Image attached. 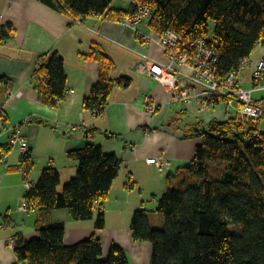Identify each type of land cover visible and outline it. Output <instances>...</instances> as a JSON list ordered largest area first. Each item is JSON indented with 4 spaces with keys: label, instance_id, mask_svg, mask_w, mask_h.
Listing matches in <instances>:
<instances>
[{
    "label": "trees",
    "instance_id": "1",
    "mask_svg": "<svg viewBox=\"0 0 264 264\" xmlns=\"http://www.w3.org/2000/svg\"><path fill=\"white\" fill-rule=\"evenodd\" d=\"M70 18L84 21L98 16L121 23L137 12L115 9V0H41ZM152 9L148 28L160 37L177 33L182 42L176 52L193 57L194 44L204 41L219 54L217 74L225 79L250 59L264 43V0H134ZM16 36L12 25L0 23V44ZM86 56V55H85ZM90 58L99 64V80L84 101V108L101 115L119 84L128 88L132 78L112 77L114 60L101 50ZM243 72V71H242ZM31 83L39 100L57 107L67 94L64 59L57 53L40 57ZM217 104H221L217 102ZM261 121L239 124L229 116L220 121L188 124L184 137L200 140L194 160L183 169L176 186H169L159 201L157 212L164 217L162 229H154L149 212H135L131 229L137 242L153 246L151 264H264V127ZM10 148L5 155L9 154ZM78 162L75 178L61 186L57 169L41 172L34 188L26 192L30 210L38 208L39 238L26 241L16 236L18 262L28 264H130L125 250L112 244L104 258L102 242L96 236L67 246L64 223L48 216L69 209L76 221L97 216L96 227L105 228L103 206L119 177L123 161L101 146L88 145L69 154ZM32 153L23 154L22 167L34 169ZM135 183L130 182L129 187ZM239 227L233 233L231 227Z\"/></svg>",
    "mask_w": 264,
    "mask_h": 264
},
{
    "label": "crops",
    "instance_id": "2",
    "mask_svg": "<svg viewBox=\"0 0 264 264\" xmlns=\"http://www.w3.org/2000/svg\"><path fill=\"white\" fill-rule=\"evenodd\" d=\"M113 7L129 10L131 3L115 0ZM0 23L16 29L13 40L0 44V111L6 127L0 136V264L18 262L8 241L16 236L26 241L40 237L36 227L39 209L28 213L19 210L27 192L21 172L23 153L17 148L3 158L10 129L16 124L23 125L29 141L36 168L30 173L34 183L44 169L54 167L61 176L59 191H63V184L78 172V162L69 154L88 145L101 146L123 161L103 206L104 229L96 227L97 216L76 221L69 209L53 211L48 220L65 224L67 246L96 236L102 242L104 258L111 245L117 244L125 250L130 264H151L152 244L133 238L134 214L146 210L152 228L164 227V217L157 212L159 201L169 186L177 185L180 172L191 166L196 147L201 144L200 140L184 137L186 125L226 120V107L221 103L200 113L198 102L173 103L164 87L139 69L142 59L167 63L160 36L148 28L147 22L138 27L149 37L144 41L121 23L98 16L78 23L41 0H0ZM97 50L114 60V79L132 78L128 88L116 85L106 111L99 116L84 108L85 99L99 80V64L89 57ZM55 53L64 59L67 94L52 108L39 100L31 80L40 57ZM262 58L264 43L257 46L249 59L252 64L239 75L241 87L254 89L256 63ZM253 97L264 98V89L253 91ZM27 117L31 122L22 124ZM260 124L264 127V118ZM154 157L164 159L166 166L159 169L146 163ZM130 182L135 186L129 187Z\"/></svg>",
    "mask_w": 264,
    "mask_h": 264
},
{
    "label": "built area",
    "instance_id": "3",
    "mask_svg": "<svg viewBox=\"0 0 264 264\" xmlns=\"http://www.w3.org/2000/svg\"><path fill=\"white\" fill-rule=\"evenodd\" d=\"M137 8V12L125 17L121 24L132 29L138 37L147 41L149 37L138 30V27L149 20L152 9L148 5L134 0H126ZM72 22L82 21L72 19ZM161 44L165 50L167 63L160 64L151 59H142L138 65L139 69L148 76L154 77L165 91L170 95L173 103L191 105L193 102L199 103V112L205 113L213 108L217 102L224 104L229 116L238 119V125L246 124L250 121L258 123L264 118V98L255 99L253 91L264 89V58L256 63L254 72V89L248 90L240 86L238 77L242 71L252 62L248 59L241 63L238 71L232 72L225 79H221L217 74L219 54L209 48L204 41H199L195 46L196 51L193 57L176 52L182 38L175 32L169 31L160 37ZM155 109V106H151ZM31 117H27L22 124L30 123ZM21 124H16L10 131L9 148L11 154L19 148L23 154L29 153L30 145L26 138ZM4 118L0 111V136L5 130ZM4 155L7 159L8 155ZM149 165H155L163 169L167 162L161 158H151L146 160ZM25 177L26 191L34 188V182L30 174L21 171ZM20 211L28 213L29 204L23 200ZM3 217L0 216V222ZM1 227V226H0ZM8 248L15 250L16 241L11 239L7 242ZM17 264H28L17 262Z\"/></svg>",
    "mask_w": 264,
    "mask_h": 264
},
{
    "label": "rangeland",
    "instance_id": "4",
    "mask_svg": "<svg viewBox=\"0 0 264 264\" xmlns=\"http://www.w3.org/2000/svg\"><path fill=\"white\" fill-rule=\"evenodd\" d=\"M17 149V148H16ZM16 149H14V150H16ZM42 160H44V158H42ZM35 168V167H34ZM36 169V168H35ZM31 180L33 181V175H31ZM71 180V179H70ZM69 182V181H68ZM66 183H64L63 184V186L65 185ZM63 186H62V188H63ZM231 230H232V232L233 233H238V232H240L241 231V229L239 228V227H235V226H232L231 227Z\"/></svg>",
    "mask_w": 264,
    "mask_h": 264
}]
</instances>
